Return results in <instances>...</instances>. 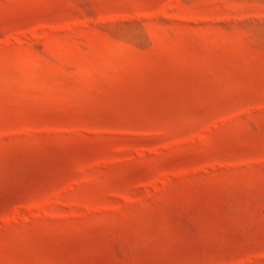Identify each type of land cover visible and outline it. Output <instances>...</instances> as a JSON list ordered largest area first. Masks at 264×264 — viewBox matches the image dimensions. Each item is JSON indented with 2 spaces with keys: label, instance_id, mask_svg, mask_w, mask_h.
Here are the masks:
<instances>
[{
  "label": "rangeland",
  "instance_id": "1",
  "mask_svg": "<svg viewBox=\"0 0 264 264\" xmlns=\"http://www.w3.org/2000/svg\"><path fill=\"white\" fill-rule=\"evenodd\" d=\"M0 264H264V0H0Z\"/></svg>",
  "mask_w": 264,
  "mask_h": 264
}]
</instances>
